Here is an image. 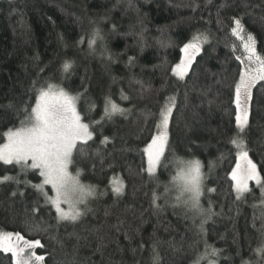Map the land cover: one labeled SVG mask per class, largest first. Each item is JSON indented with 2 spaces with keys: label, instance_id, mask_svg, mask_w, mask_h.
<instances>
[{
  "label": "trees",
  "instance_id": "1",
  "mask_svg": "<svg viewBox=\"0 0 264 264\" xmlns=\"http://www.w3.org/2000/svg\"><path fill=\"white\" fill-rule=\"evenodd\" d=\"M235 19L264 55V0H0V145L10 129L21 127L23 109L34 105L40 86H62L76 97L93 133L87 144L77 143L70 172L95 189L78 221L58 224L54 208L32 186L42 182L39 171L0 163V177L20 181L0 184V232L39 240L33 252L43 264H153L154 241L160 264H192L205 242L218 255L202 264H264V253L255 251L264 245L262 189L251 183L237 200L230 177L238 154L230 143L237 132L232 91L236 57L243 54L231 35ZM96 30L103 39L90 48ZM197 34L206 42L188 74L177 79L172 68ZM66 61L71 68L64 72ZM261 85L253 88L241 136L264 181ZM169 96L176 98L169 144L153 179L141 171L147 167L143 149ZM106 97L130 111L106 118ZM105 137L108 144L101 143ZM190 160L201 165V206L215 214L203 233V217L177 202L179 191L170 183L179 162ZM113 179L123 183L120 194L112 191ZM43 191L51 197L49 185ZM0 264H12L11 253L0 251Z\"/></svg>",
  "mask_w": 264,
  "mask_h": 264
},
{
  "label": "snow or ice",
  "instance_id": "2",
  "mask_svg": "<svg viewBox=\"0 0 264 264\" xmlns=\"http://www.w3.org/2000/svg\"><path fill=\"white\" fill-rule=\"evenodd\" d=\"M234 27L231 35L241 41L243 54L236 57L240 61L238 68L239 78L234 82L232 91V103L235 106V126L237 132L230 139L238 154L236 165L230 173L233 181V191L236 199L240 200L245 193L249 192L248 182L255 181L262 189L264 196V181H261L257 166L249 159V153L245 146L242 133L246 131L249 124L250 107L254 102L253 88L257 82L264 81V55L258 54L256 41L252 34H246L240 19L233 21ZM202 35V34H201ZM97 39H103L99 30L93 32L89 40V47L93 48ZM200 35L194 36L192 41L184 44L181 48L182 56L180 62L172 68V74L178 79L183 80L188 74V69L192 66L195 56L200 52ZM235 46L233 51H235ZM130 62L132 58H129ZM71 68L70 62L63 64V71L67 72ZM33 87L36 88L34 82ZM264 88V85H261ZM147 91V89H145ZM76 97L69 96L64 90H54L51 84L45 88L40 86L36 91L35 103L28 104L24 109L25 120L21 121V127L10 129L6 135V143L0 146V163L3 165L15 164L21 171L38 170L42 177L41 184L32 185L38 192H41L47 204H50L56 211V219L59 224L61 221L75 223L83 215L76 207L71 211L61 209V204H84L87 197L95 196L94 187L85 186L80 181L69 174V165L73 163V152L77 143L87 144L92 140L93 133L90 125L83 123L81 115L75 108ZM176 104L175 96L165 98L161 105L158 120L156 123V133L151 136V141L144 147L143 152L147 158V167L142 168V172H147L149 177L156 178L155 173L158 166H163L162 158H165V150L169 144L168 129L169 121L173 115V108ZM9 107H13L9 105ZM30 108V111H29ZM126 110L110 98L106 97V107L104 116L111 119L114 115H124ZM109 138L105 137L101 143L108 144ZM182 168L178 169L177 175L173 177L172 185L179 191L176 196L178 203H182L186 208L203 217L199 231L203 233V225L207 223L211 216L215 215L211 207L205 211L200 203L203 195V175L201 165L198 160L180 161ZM16 180L11 176L0 177V184ZM182 183H177V180ZM44 185H50L54 195L49 197L43 191ZM123 190V183H119L112 188L116 194ZM165 191H169V186H165ZM212 192L214 189H208ZM15 195V193H13ZM158 195L155 191L152 194V204H156ZM176 206V205H173ZM159 241L153 242V264H160L159 253L156 251ZM39 240L25 239L19 232H0V251L11 253L12 264H43L44 257L36 256L34 253L25 255L29 250L41 247ZM104 247L103 243L98 244L97 250ZM207 245L205 242V252L198 254L193 264H200L208 256H217L218 251ZM257 255L264 253V245L257 248ZM209 264H216L210 261ZM244 264H248L247 261Z\"/></svg>",
  "mask_w": 264,
  "mask_h": 264
},
{
  "label": "rangeland",
  "instance_id": "3",
  "mask_svg": "<svg viewBox=\"0 0 264 264\" xmlns=\"http://www.w3.org/2000/svg\"><path fill=\"white\" fill-rule=\"evenodd\" d=\"M134 16H136V15H134ZM197 35H200V38H201V41H204V36L203 35H201V34H197ZM197 35H195V36H197ZM193 39V38H192ZM192 39L190 40V41H188L187 43H189V42H191L192 41ZM241 42V41H240ZM205 42H201L200 43V48H201V46L204 44ZM186 44V43H185ZM184 46V45H183ZM183 48V47H182ZM181 56H182V53H181ZM180 62V60L177 62V64ZM176 64V65H177ZM176 65H174V67L176 66ZM173 67V68H174ZM189 70V69H188ZM178 79V78H177ZM53 88H54V90H64L65 91V89L62 87V86H59V85H53ZM66 92V91H65ZM69 96H72L71 94H69L68 92H66ZM72 97H74V96H72ZM75 108H76V100H75ZM76 111H77V108H76ZM83 122V121H82ZM170 122V121H169ZM84 123V122H83ZM156 133V130H155V132H154V134ZM153 134V135H154ZM151 141V138L149 139V141L147 142V143H149ZM7 141H6V136H5V140H4V142L0 145V146H2L4 143H6ZM147 146V144L145 145V147ZM249 159H251L250 157H249ZM252 160V159H251ZM252 162L254 163V161L252 160ZM146 164H147V158H146ZM235 165H236V161H235V164H234V166H233V168L235 167ZM178 169H180V168H182V165L181 164H179L178 165ZM232 168V169H233ZM178 169H177V172H178ZM68 171H69V174L71 175V176H73V177H75L74 175H72V173L70 172V165H69V168H68ZM232 171V170H231ZM231 171H230V173H231ZM257 172H258V170H257ZM201 173H202V170H201ZM259 173V172H258ZM176 175H177V173H176ZM175 175V176H176ZM261 179V178H260ZM173 180V179H172ZM172 180H171V182H172ZM170 182V183H171ZM120 182H119V180L118 179H113L112 181H111V186H112V188L113 187H115V186H117L118 184H119ZM177 183L179 184V183H182V181L181 180H177ZM251 183H253V184H255V185H257V183L255 182V181H249L248 182V187H249V185L251 184ZM83 185V184H82ZM171 185H172V183H171ZM50 186V185H49ZM50 188H51V186H50ZM52 189V188H51ZM54 195V193H53V191H52V195H51V197ZM92 197H87L86 198V202L84 203V204H73L71 207H70V205L69 204H64V203H62L60 206H61V209L62 210H64V211H71L72 210V207H76V208H78L81 212H83L84 211V209H86V207L88 206V203H89V200L91 199ZM55 210V209H54ZM32 253H34L33 252V250H29L28 252H26L25 253V255H30V254H32ZM35 254V253H34ZM36 256H39L38 254H35ZM208 258V257H207ZM202 262H203V260L200 262V264H202ZM209 259L208 260H206V262L205 263H203V264H209ZM193 264V263H192Z\"/></svg>",
  "mask_w": 264,
  "mask_h": 264
}]
</instances>
